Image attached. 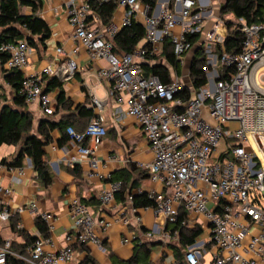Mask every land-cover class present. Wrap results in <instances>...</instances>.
<instances>
[{
	"label": "built area",
	"instance_id": "1",
	"mask_svg": "<svg viewBox=\"0 0 264 264\" xmlns=\"http://www.w3.org/2000/svg\"><path fill=\"white\" fill-rule=\"evenodd\" d=\"M89 1L67 2L66 18L74 44L68 48L56 46L55 55L65 60L64 79L77 71L75 57L80 47L92 60L104 59L108 66L98 69L97 76L108 82L107 95L116 103H124L125 113L136 118L142 128L152 153V160L146 165L149 179L169 190L168 194L154 189L147 192L154 216L161 221L145 236L178 238V228L172 231L168 224L176 222L183 211L186 216L180 219L181 226L199 225L205 232L203 239L185 247V264H264V18L253 23L236 19L232 29L242 34L239 50L223 51L217 56L212 44L222 43L227 29L219 18L209 27L204 26V6H198L196 0H156L151 9L141 0H113L123 15L119 21L107 24H102L90 9ZM133 20L144 26L148 46L137 45L126 53L114 52L112 37ZM194 33L200 34V38L193 44L187 35ZM165 38L170 40L181 73L178 75L171 68L168 81L156 74L144 76L141 64L147 60L154 62ZM201 43L207 57L203 67L206 83L195 89L189 83L188 71L182 72L186 54ZM0 50L8 54L4 68L24 74L20 93L25 102L36 104L44 116L52 114L55 100L43 91L41 74L53 76L56 71L46 66L40 74L26 73L33 50L26 40L4 43ZM218 64L224 69L220 70ZM186 89L188 97L184 98ZM90 95L92 106L101 110L104 101ZM230 122H234L235 128L224 130ZM66 132L77 147L76 155L69 159L70 165L85 156L88 176H97L95 150L106 135L102 120L98 116L92 118L81 133L72 127ZM226 137L235 138L231 147L222 143ZM1 168L13 172L15 182L24 176L23 167H7L0 162ZM1 179L0 176V193L8 196L12 189L3 185ZM119 188L117 182L103 192L101 204H111ZM127 199L131 201L132 197ZM29 210L46 224L52 218L49 212L39 210L36 203ZM24 211L26 208L21 206L11 209L0 205V221L5 223L15 213ZM68 213L72 230L65 235L64 246L46 249L50 238L36 236L26 254L20 255L10 249L11 241L6 239L0 245V264L5 263L8 254L26 264H79L74 246L94 244L102 248L98 229L110 223L96 219L78 199L70 202ZM134 220L139 223L141 218L135 214ZM205 255H209L208 260Z\"/></svg>",
	"mask_w": 264,
	"mask_h": 264
},
{
	"label": "crops",
	"instance_id": "2",
	"mask_svg": "<svg viewBox=\"0 0 264 264\" xmlns=\"http://www.w3.org/2000/svg\"><path fill=\"white\" fill-rule=\"evenodd\" d=\"M69 1L41 0V8L36 14L50 27V35L43 45L39 44L32 50L28 58L26 73L40 74L46 66H51L56 71V74L51 76L57 79L60 86L52 88L47 93L56 99L57 93L62 89L68 104L60 108L52 119L61 120L72 116L76 122H81L84 119L79 118L77 108L85 106L91 110L93 116L96 115L102 120L106 135L95 150L99 174L88 176L89 165L85 156H81L77 162L70 165V157L75 156L77 152L76 144L72 139L59 144L60 131L55 128L51 131V141L44 146V158L53 176L50 185L45 187L39 181L29 158L23 161L21 167H23L24 176L18 182L13 181V172L5 168L0 169L1 183L9 185L12 189L8 196L0 193V205L11 209L17 206L26 208V211L21 214H14L17 217V227L22 230L21 234L12 232L9 222L0 221V237L3 240L9 239L22 243L24 235L38 236L40 232L35 224V212L29 210L30 205L36 203L39 210L52 215L47 223L50 239L46 249L61 248L65 245V235L72 230V221L68 213L70 202L78 199L88 206L96 219L101 218L110 223L108 227L98 229L102 248L94 244H86L82 248L76 247L75 256L80 261L90 257L93 264H125L132 257L134 246L141 242L150 243V254L146 264H167L176 261L175 248H180V251L184 252L178 238L168 240L161 239L159 236L147 238L144 233L152 230L153 225L161 220L155 218L151 205L137 207L133 205V200L127 199L129 195L133 197L140 193L147 194L152 189L165 193L166 189L149 179L146 165L152 160V153L137 119L125 113L124 103H116L107 95L108 82L97 76L98 69L104 67L105 61L92 60L85 48L80 47L75 57L77 71L71 78H63L62 70L65 60L62 57L56 58L55 47L68 48L74 44L72 28L66 18V5ZM196 1L198 6H204L202 11H205L203 18L207 19L206 27L218 18L221 19L219 0ZM21 11L24 14L32 13L30 7H22ZM122 15L123 10L116 9L112 20L119 21ZM44 86L46 87V81H44ZM0 89L9 90L2 70H0ZM91 93L104 101L101 110L92 106ZM27 105L33 115L34 126L40 119L47 118L42 115L36 104ZM88 122L89 120L86 125ZM17 150V146L2 144L0 160L6 158L10 161L16 155ZM118 170L127 171L130 177L129 185L133 181L136 182V186L130 190L127 189L123 199H119L115 191L111 204L102 205L100 196L114 183H117L109 179ZM135 214L141 218L139 223L134 220ZM198 227L200 228L199 225L194 228ZM204 233L201 231L197 240L203 239ZM125 240L128 241L125 242Z\"/></svg>",
	"mask_w": 264,
	"mask_h": 264
},
{
	"label": "trees",
	"instance_id": "3",
	"mask_svg": "<svg viewBox=\"0 0 264 264\" xmlns=\"http://www.w3.org/2000/svg\"><path fill=\"white\" fill-rule=\"evenodd\" d=\"M141 1L147 3L150 9L156 3V0ZM89 5L90 9L99 16L102 24L109 23L117 9V3L113 0L102 3L90 0ZM22 7H30L32 13H22ZM40 8L41 0H0V46L4 43H15L20 40H26L32 49L37 48L39 44L43 45L45 39L50 35V27L45 20L36 14ZM227 14H231L233 18L226 17ZM219 15L224 21L227 36L222 43L212 44L213 51L217 56H220L223 51L231 53L239 50L242 34L233 31V21L242 18L247 23H253L263 19L264 0H225L219 6ZM144 34V26L133 20L130 25L121 28L112 37L111 42L114 52H130L137 45L147 47L148 44L144 41ZM187 38L194 44L199 41L200 34H188ZM192 51L193 53L188 68V79L192 87L198 89L206 83V75L203 70L207 61L204 44H196ZM7 57L8 54L0 50V70L4 72L5 81L9 86L10 92V97L8 98L2 92L3 89H0V146L2 144L14 145L17 146L18 150L10 161L2 158L0 162L7 167H21L23 166L24 159L29 158L36 177L46 187L53 180V176L44 158V146L51 141V131L55 128L59 129V144H63L71 140V137L66 132L68 127H72L75 132L81 133L87 126L86 122L97 116H93L91 110L85 106H79L77 108L78 116L84 119L81 122H76L72 116L64 117L61 120L52 119L60 108H64L68 104L63 90L60 89L56 95V99H54V112L48 115L47 118L40 119L34 126L33 115L28 110L24 96L20 93L24 74L20 70L4 69L3 65ZM218 67L220 70L224 69L220 64H218ZM171 68L178 75L181 73V68L179 62L174 57L170 40L165 38L161 52L155 56L154 62L150 60L144 61L141 64V69L144 76L156 74L163 81H168L171 78ZM44 81H46V87L44 86ZM41 84L45 93L54 87L60 86L56 78L46 74H41ZM183 96L184 98L188 97L187 89ZM75 123L76 125L74 126ZM109 180L120 183V188L116 191V196L119 199H123L124 192L127 189L130 190L136 186V182L133 181L129 185V173L125 170H118ZM132 200L133 205L137 207H147L153 204L146 193L133 196ZM184 216H186V212L181 211L178 220L169 223L168 228L172 231L178 228V242L180 247L185 249L186 246L192 245L197 241V237H199L202 230L199 227L190 229L181 226L179 221ZM7 222H9L12 232L21 234L22 230L17 227L16 215L10 217ZM35 224L40 232L38 236L48 238L47 224L40 217L35 218ZM35 238L36 236L24 235V241L22 243L10 240V249L20 255H25L27 252L26 249L33 244ZM3 242L4 240L0 237V245ZM74 248L77 249L76 246ZM174 251L178 264H185L180 248H175ZM149 254L150 243L141 242L134 246L133 255L125 264H146ZM4 264H26V262L13 254H8ZM79 264H93V260L90 257H86Z\"/></svg>",
	"mask_w": 264,
	"mask_h": 264
},
{
	"label": "rangeland",
	"instance_id": "4",
	"mask_svg": "<svg viewBox=\"0 0 264 264\" xmlns=\"http://www.w3.org/2000/svg\"><path fill=\"white\" fill-rule=\"evenodd\" d=\"M211 1V0H210ZM224 1L225 0H219V2H220V4H223L224 3ZM226 17H228V18H233L230 14H227L226 15ZM112 20V19H111ZM234 22V21H233ZM207 24V19L205 18V20H203V25L205 26ZM192 53H193V51H192V49L190 50V52H188L187 54H186V56H185V58H186V61H185V65H184V68H183V72L182 73H185L186 74V71H188V68H189V64H190V60H191V57H192ZM101 60H104V59H101ZM105 61V60H104ZM108 66V64H107V62L105 61V65H104V67H107ZM104 67H101V68H104ZM100 69V68H99ZM187 79V78H186ZM2 92L4 93V94H6L7 96H8V98L10 97V92H9V90H2ZM0 94H1V90H0ZM235 128V124H234V122H230L229 124H228V126L226 127V128H224V130L226 129L227 131H232L233 129ZM235 138H225V140H224V138L222 139V143L224 144H227V146L228 147H231L234 143H235ZM226 156H228V154H226ZM169 193V190H166V192H165V194H168ZM264 203L262 202V205H263ZM204 235H205V233L203 234V238H204ZM74 252V255L77 253V250H74L73 251ZM205 257V259L206 260H208L209 259V255H205L204 256Z\"/></svg>",
	"mask_w": 264,
	"mask_h": 264
}]
</instances>
